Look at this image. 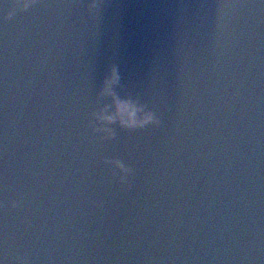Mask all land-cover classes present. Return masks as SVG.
Wrapping results in <instances>:
<instances>
[{
	"label": "water",
	"instance_id": "95a60500",
	"mask_svg": "<svg viewBox=\"0 0 264 264\" xmlns=\"http://www.w3.org/2000/svg\"><path fill=\"white\" fill-rule=\"evenodd\" d=\"M45 3L0 23V145L7 79V118L16 121L14 138L8 125V163L35 194L33 228H21L16 242L47 248L51 228L64 234L53 245L61 252L82 246L87 255L110 259L127 248L138 257L132 264H145V249L163 258L175 240L178 256L193 248L210 258L220 249L224 264H243L255 239L248 228L251 212L264 259V147L253 181L248 104L233 96L256 46L244 21L236 24L235 47L219 58L211 48L218 0H106L102 17L87 14L86 0ZM59 3L71 5L70 17ZM259 32L264 59V25ZM113 62L125 91L163 100L161 127L119 129L116 140L97 148L133 162L137 174L127 192L107 182L93 148L80 137L89 95ZM258 92L264 133V77ZM97 199L102 209L93 205Z\"/></svg>",
	"mask_w": 264,
	"mask_h": 264
},
{
	"label": "clouds",
	"instance_id": "9594fccd",
	"mask_svg": "<svg viewBox=\"0 0 264 264\" xmlns=\"http://www.w3.org/2000/svg\"><path fill=\"white\" fill-rule=\"evenodd\" d=\"M106 0H86L85 9L91 17H102ZM45 0H0V23L7 24L12 21L17 13L28 12L36 7H47ZM66 10V18L71 16L69 5L64 3L56 5ZM243 20L247 27L248 39L255 41L254 50H250L247 57L248 69L244 81L235 89L233 96L237 100L246 98L248 109L247 125L245 135L250 138V148L247 153L248 160L252 165L248 175L255 180L259 170L257 159L262 144V129L260 124L261 98L258 89L261 87V79L264 77V59L260 55L259 29L264 25V0H218L214 9L213 22L211 26V48L219 58L226 56L239 38L240 29L236 24ZM8 44L5 43L4 50L7 51ZM219 63V59L217 60ZM4 76H8L7 63L4 64ZM4 104H5V126L3 128L4 143L0 145L3 166H0V264H132L138 257L128 255V249L124 248L119 255L110 259L104 256H90L82 246H73L66 252H61L59 247H53L57 240H63L64 234L56 236L53 232L47 248H38L18 244L17 233L21 228L32 229V208L35 199L34 191L26 190L20 178L12 172L9 159V132L8 125H13V138L15 136L14 125L16 121H9L7 118V96L12 88L7 79L4 81ZM121 92H125L121 95ZM162 98L147 100L142 95L127 92L121 84V71L117 63L113 62L107 66L101 86L90 93L86 112L83 117V132L80 133L81 141L91 146V153L94 160L105 171V178L108 183L118 186L127 192L133 187L134 177L137 170L133 162L126 156L117 152H103L97 150L99 147H106L108 143L116 140L119 129L143 131L147 128H159L162 125L160 105ZM75 150V149H74ZM38 173H33L37 175ZM55 193L52 194L54 198ZM247 199V197L245 198ZM97 209L104 207L103 200L92 201ZM254 203V202H250ZM248 228L255 239L248 242V251L241 257L243 264H264L261 259L259 242L260 228L258 218L251 212ZM65 223H69L65 221ZM47 234V233H45ZM99 235V232H97ZM177 245L175 240L169 245V255L160 258L154 256L149 249H145V264H188L189 261L195 264H224L226 257L220 255V249L213 250L209 258L207 253L201 256L200 250L187 249L188 255L181 257L176 255ZM226 251V250H225ZM71 253V254H69ZM195 253V254H194ZM231 260V257H227Z\"/></svg>",
	"mask_w": 264,
	"mask_h": 264
}]
</instances>
